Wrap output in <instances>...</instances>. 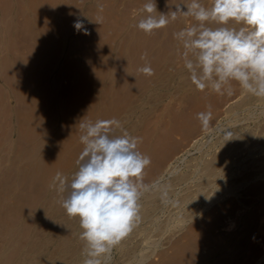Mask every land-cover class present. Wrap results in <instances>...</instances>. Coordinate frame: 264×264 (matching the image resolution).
Here are the masks:
<instances>
[{"label": "bare ground", "instance_id": "6f19581e", "mask_svg": "<svg viewBox=\"0 0 264 264\" xmlns=\"http://www.w3.org/2000/svg\"><path fill=\"white\" fill-rule=\"evenodd\" d=\"M0 4H4V2L1 3L0 0ZM6 5L3 6L6 10L0 8L6 11V13L5 11L1 13L0 10L1 17H5L4 19H6L8 12H11L9 8L7 10ZM10 17H7V19L12 20L13 16ZM8 23L10 22L7 21ZM0 25L2 26V24ZM6 26L8 27V25ZM6 26L3 25V28ZM237 27L239 26L237 25ZM17 30L15 31L17 32ZM3 36L10 39L12 36L15 37L13 28L0 30V55L4 50L1 45V40L4 39H2ZM5 40L8 42V39ZM10 42L13 43L12 40ZM10 42L6 45H10ZM8 49L6 50L8 51ZM180 49H182L181 46ZM146 52L153 55V50ZM178 55L179 58L182 56L180 53ZM153 61H155V58L149 57L130 60L129 65H135L133 69L127 65V70L132 69L128 74L113 76L114 78L111 81L114 83L111 87L104 85L107 83L106 79L99 78L100 85L95 83V87H97V84L98 86L104 85V88H101L102 91L101 89L98 92L93 88L86 89L89 84L87 85V82L84 84L86 87H83L88 91L85 94L86 96L83 95L84 97L77 95L79 97L78 102L75 109H73L76 112V115L73 114V118L76 117V119L74 123L68 120L69 117L67 119L68 122L74 125L76 123L77 130L75 132L77 131V133L75 135L77 134L78 145L77 142L74 145H77L78 149L72 148L76 155L74 154L75 157L70 155V158L74 157V160L69 158V163L60 164L63 165L62 167L55 164V158L54 155L52 156L51 151V153L48 151L50 154L48 159L47 156L44 157L43 155L42 157V153H38V150H34V152L29 150L27 167L24 165V169H21V167L18 169L16 165L17 156H15V142L17 141H15L14 123L9 120L10 116L8 117L9 121L5 122L4 120L3 123H0V264H82L84 242L79 239L81 232L79 220L78 218H70L66 214L60 202L62 194L51 188L50 185L57 172L68 177L69 181L71 180L72 174L77 170L76 160L84 148V144L80 141V136L83 133L79 124L99 120L101 118L99 115L102 113L100 108H106L100 103L104 102L107 105L105 100L108 101V104L110 103L108 106L111 105L110 111L108 106L107 110L104 108L105 112L108 113L109 111L111 114L113 111V113L109 117L107 115L110 114L105 115L106 113L104 114L103 110L101 116H107V120L108 117L119 120L122 128L118 132L127 131L132 136L142 138V142L138 144V150L151 158V164L144 170L141 180L143 185L147 186V189L143 192L141 199L140 227L136 228L137 233L132 235L135 230L132 231L129 240L119 246L122 252L121 262L123 264H129L130 262L142 264L150 254H153L155 248L160 246V243L163 247L171 242L169 248L172 252L168 249L170 253L165 254L166 257H162V254L165 253V247L162 248L163 250L159 249L161 253H158L161 256L158 253L156 254L157 251L155 252L157 259L161 257L156 263L193 264L196 261L194 264H264V98L246 93L238 84L233 82L231 95H228L227 92L217 95L218 104L223 105L220 109L222 111L216 109L220 111L218 113L210 110L212 116L208 128L205 129L202 127L201 122L196 119V111L200 109L202 112H207L209 108L199 107L202 105L200 102H198L200 105L196 106L195 101H199L200 98H195L196 95L194 96L191 92L193 97L190 94L191 97L188 96V98H191L192 102L190 103L186 99L184 101L187 104L190 103V105L194 103L193 106L197 109L192 107L193 111L190 109L192 112L196 109L194 113L188 111L192 114V117H184L194 118L193 116H195L193 124L184 120L183 124L180 122L184 117H181L179 111L184 110L186 107L182 109L178 107L179 111L174 110L178 111L177 113L181 117L178 116L181 120L177 121L178 118H174L175 113L173 110H169L172 108L171 105L169 106L171 108H166L167 112L173 113L170 116L175 119V122L177 121L182 125L177 123L175 125L173 120L172 123L175 127L171 124V121L163 124V119L167 117L166 120L169 121L168 117L170 118V116L165 113L163 108L162 110L158 108L157 102L172 97L177 104L178 102L179 104L184 103L178 93L182 92L181 88H184L181 80H185L184 77L187 72L182 59L180 62H176L182 63V65H178L180 67L177 73L169 76L162 77V75L157 74V76L152 77L153 75L148 76L138 71L146 64L152 67ZM165 63L167 64V62ZM174 64L173 66L177 65ZM8 65L10 64H7V67ZM134 67L138 69L135 70ZM13 73L11 69L9 73L2 75L1 78H3L5 87L6 85L8 87L15 85L17 80L13 77ZM177 77H179L180 82L177 83V87L175 86L176 89L173 87L174 91L178 90L176 93L171 91V85ZM186 80L187 85H189V82L192 83L190 79L187 78ZM107 81H109V78ZM108 85H110V82ZM191 88L193 89V87ZM12 91L14 89L11 90V93H14ZM200 92L196 93L201 94ZM201 96H204L203 92ZM122 97L124 99L123 106H120L121 104L117 105L118 101L123 102L121 101L123 100ZM232 97L235 99L233 100ZM102 98L105 100L102 101ZM117 98L120 99L117 101ZM208 98L205 97V99ZM210 100V102H213L212 99ZM213 100L215 101V98ZM203 101H205L204 98ZM203 101L201 100V102ZM160 103L164 106V103ZM172 103L175 102L172 101ZM215 103L217 104V101ZM258 110L259 112H257ZM153 113H155V116H153ZM4 114L6 115V113ZM70 115L72 116V113ZM240 115L243 117H239ZM146 118H150L151 121L148 120V123ZM243 120L245 123H242ZM67 121L65 123L68 124ZM225 121L228 122L230 127L223 128L222 122ZM160 122L164 129L159 128L161 127ZM71 123L68 124L69 127L72 126ZM168 124L169 126H167ZM65 126L62 129H65ZM222 128L228 129L233 135L226 137L221 134L220 137H215L216 133L220 132ZM66 129L64 131L70 132V128L69 130ZM174 130L179 131L180 136L181 131L186 134L191 132L192 135L188 140L183 135L187 142L184 140L186 143L183 142V148L173 155L177 142V139L173 138L178 134ZM170 132L176 133L173 138ZM64 135L63 138L66 139ZM60 137L62 138V134ZM179 140L182 143L183 139ZM38 154H41V156ZM164 200L167 201L168 206L172 207L173 211L165 209L162 203ZM166 212V217L163 218L162 216ZM220 228L226 229L227 234H222V232H219L220 235L219 233L218 235L215 234L214 229ZM173 229L176 230L173 231ZM168 232L170 235L167 237V241H161L166 239ZM175 233H178L177 239L173 240L171 237H175ZM137 235L140 238L133 240ZM154 236H157V238L151 241ZM201 249H204L205 252H201ZM147 250H150L148 255L144 253Z\"/></svg>", "mask_w": 264, "mask_h": 264}, {"label": "rangeland", "instance_id": "374dc122", "mask_svg": "<svg viewBox=\"0 0 264 264\" xmlns=\"http://www.w3.org/2000/svg\"><path fill=\"white\" fill-rule=\"evenodd\" d=\"M3 2L4 4H0V8L4 9L5 7L3 6L7 4L6 5L7 10L9 8L11 10L10 13H12L10 14L8 12V15H10L11 17L13 16V17L11 18L8 15L6 16V19L7 17L8 18L10 17L12 19V20L7 19V21L10 22L7 24V21L5 22L6 19H4L5 17L3 16L1 17V13L3 10L0 9L1 10L0 19L2 18L3 20V23H2V20H0L1 21L0 24H2V26L0 25L1 27L0 30L1 29L4 30L6 28L7 29L13 28V35L15 37L13 36L12 37L15 38L16 40L13 39L12 37L11 39L6 38L5 36L2 37V39L4 38L3 39L4 43L1 40L2 42L1 45L4 50L2 51L0 55V58H1L0 59V70L1 71L3 69L5 70L2 71V73L0 74L1 75L0 76V90H1L0 92V102H1L0 103V111H1L0 112V123H3L4 120L5 122L10 120L12 121V123H14L15 134H16L15 141H17L15 142V146H16L15 156H17L16 165L18 169L20 167L21 169H24V165L27 167V164L29 161L27 155L29 156L30 152L32 151L34 152V150H38V153L39 152L42 153V157L44 155V157L47 156L48 159L50 156L49 152L51 151L52 156L54 155V158H55V164L58 166L62 167L63 165L69 163L71 159L70 155L71 156L74 154L76 155V152L74 153L73 149L75 150L78 149V146H77L78 140L76 139L77 134L75 135V133H77V131L75 132V130H77V126H75L76 123L75 125L72 124L74 123L76 119V117L75 119L73 118L74 115H76V112H74L75 110L73 109H75V106L78 102V98L83 95L86 96L85 94H87L88 90L87 91L85 90L86 86L84 84L87 82V85L88 84L89 85L86 87V89L93 88L94 90H96V92L100 91L101 88H104V85L111 87L112 83H114L113 81H111L114 78L113 76H116V75L121 76L124 74H128L133 69V66H135V65H132V66L129 65L130 60H140L142 57L155 58V61H153V64H152V69L155 70V72L153 76L151 75L152 77L157 76V74L160 76L162 75L163 77V76H169L174 73H177V70L180 67L178 65L180 64L182 65V63L179 64L176 62L177 61L180 62L181 59L184 62V58H182L184 49H183L182 43L179 42L177 39L175 40L173 34L177 31H180L182 28L186 26H190L191 24L196 23V21L191 17L180 16L176 21H172L169 23L167 27L162 28L163 30L159 29V31L157 30L151 35H146L145 33L140 31L136 27V24L141 18L140 10L142 9V6L144 5V3L147 2V0H13L12 1L13 3L11 2V0L10 1L7 0V2L6 0L4 1L1 0V3ZM10 2L13 4V6ZM200 2L203 3L207 7H210L211 5L210 3L211 0H200ZM180 3L188 4V3H191V0H156L157 11L160 13L167 14L170 11H174L175 5L180 4ZM9 4L11 5V7H9L10 6ZM101 5H102V10L100 7ZM184 10H186V8ZM158 12L154 13V15H159ZM13 18H14V21H13ZM77 21L82 22V25H83V27L79 30H77L74 27ZM3 25L4 26L8 25V27L6 26L5 28H3ZM9 25H12V26H9ZM14 29L15 30L18 29L17 32ZM5 39H8V42H10V40L13 41V43L12 42L9 43L10 45L14 46V47L11 46L12 49L10 45H6L8 44V42H6ZM177 42H179L180 45ZM180 46L183 50L180 49ZM6 47L12 51H10L9 49L7 51ZM22 48L23 49L25 48V49L23 50ZM13 50H14V53L12 54ZM150 50H153V53H152L153 55H149V53L146 52ZM178 51L180 55H182L180 56L181 59L179 58V55H178L179 53L177 54ZM24 52L26 53V55ZM145 53L147 54L146 56H144ZM1 56L4 57L5 59L2 58ZM6 56L8 57V59ZM13 57H14V60H13ZM9 59H10V62H9ZM156 60L161 61V62H157ZM154 62H157V63H154ZM165 62H167V64ZM3 63L6 64V67H5V64ZM160 63L161 65H159ZM174 63L177 65H175ZM7 64L12 65V67H10V65H8L7 67ZM173 64L175 66H173ZM3 65L5 68L3 67ZM127 65L131 66L132 69L127 70L128 69ZM137 67L139 68V66ZM137 67H134V69L136 70ZM174 68H177V69H174ZM11 69L14 72L13 77H15V80H17L15 82V85L13 86L15 88L11 86L8 87L7 85L5 87L3 78H1L4 75H6L7 72L9 73ZM156 69L158 70L160 69L159 70L160 73L159 72L156 73L158 71ZM3 72H6V73H3ZM101 77L106 79L107 83L104 84L103 86H98V84L100 83L98 80ZM186 77L188 78V74L185 75L184 77L185 80H181V83H183L184 88H181L182 92L180 91L178 93V95H180V97L183 99L184 103H180L181 104L180 106L179 102L177 104L176 101L172 97L170 98L168 97L166 98L167 100L162 99L160 101L164 103V106H162L160 102H157L159 109L162 110L163 108L166 114H169V116L170 115L172 116L173 113L171 112L168 113L166 109V108H171L169 107L171 105L172 108L169 110H173V112L175 113L174 118H178L180 114H181V117H184V116L192 117L191 113H194L197 107L193 106L194 103L190 105L192 100L191 98H188V96L191 94L193 97V94H194V96L196 95L195 98L198 97L202 101L204 98L205 100L203 102H201L200 99L199 101H195L196 106L200 105L198 103L200 102L202 103V105L199 106L201 108L208 109L210 105L212 107H210L211 109L209 110H212L214 112L217 111L218 113L222 111L220 109H222L223 105L220 106L219 105L220 103L218 104L219 99L216 98L217 95H219V93L211 91L210 88L205 89L202 91L204 96L206 95L205 97L208 98V95L211 93H212L211 95H213V96L209 95V98L205 99L204 96H201L202 92L197 90L195 85H191L192 83L190 82H189V85H187L188 83L187 84L185 83L187 81ZM108 78H109V81H107ZM178 79L179 77H177V79H175V81H173V84L171 85L172 92H176V93L178 92V90L174 91L173 89V87L174 88L175 86L177 87L178 85L177 83L180 82V79L179 80ZM109 82H110V85H108ZM95 83H98L97 87H95L96 86ZM183 85H180V86H183ZM191 87H193V89ZM13 89L14 91L12 92L14 93H11V90ZM102 90L103 89H101V91ZM195 91L197 93L199 91L201 94H197ZM77 95L79 97H77ZM6 97H7V102H6ZM214 98H215V101L213 100ZM118 99L120 98H117V101ZM121 99H123V97ZM169 99H171V101H169ZM184 99L189 100L190 103L188 102L189 104H187V102L184 101ZM210 99H212L213 102H210L211 101ZM103 100L105 99L102 98V101ZM105 101L107 105H105L104 102L100 103V105L106 106V108L105 107L104 108L107 110V106L110 103L108 104V101L107 100ZM121 101L123 102L118 101L119 103L117 105L121 104L120 106H123L124 99ZM172 101L175 103L173 104ZM216 101H217V104L215 103ZM212 103L216 105L214 106V104ZM108 107L110 111L111 105ZM178 107L179 109L186 107L184 109L186 113L184 112L183 109L182 111L181 110L179 111ZM192 107L196 108L194 112H192L193 111ZM104 108L103 107L100 108L102 113H103ZM175 109H177L180 114L177 113L178 111H174ZM216 109H219L220 111ZM106 110H104V114L105 113H106L105 115L110 114L109 111L108 113L105 112ZM189 110L191 113L188 112ZM199 112H202V111L200 109L199 110L197 109L196 113H199ZM257 112H259V110ZM4 113H6V115ZM71 113H72V116L70 115ZM102 113L99 115L101 117L99 118V120H105V119L107 120V116L111 117V114L113 113V111L111 112L110 115H107L106 117H103L104 115L101 116ZM153 114H154L153 116H155V113ZM4 115H5V118H4ZM171 116H170L171 120L168 117L169 121L166 120L167 117H165L166 119H163L162 121L163 124H166L165 122L170 123V121H171V124H173L172 120L174 121L175 119L172 118ZM8 117H9V120H8ZM109 117H108V120L110 119ZM191 117H187V118L184 117V119L182 118V120L178 118L176 120L178 121L180 119L181 120L180 122L182 124L184 123V121H188L190 124H193V120L197 117V115L196 117L193 116L194 118H191ZM239 117H243V116L240 115ZM67 119L69 121H72V123L68 122ZM146 119H147L146 121L150 120V118H146ZM185 119H188V120H185ZM65 121H67L68 124L71 123L72 126L70 125L69 127V125L65 123ZM177 121L176 122L174 121L175 122L174 124L180 125L181 123H177ZM63 123L64 125H62ZM222 123H223V128L230 127L228 125V122L225 121ZM242 123H245V121L243 120ZM64 126L68 130L70 128V132L64 131L66 129V128L62 129ZM160 126L161 127L159 128L162 129L163 125L161 124ZM167 126H169V124ZM223 128L221 130H223ZM221 130L220 132L216 133L215 137L221 136ZM65 132L67 134L69 132V134L71 133V135L69 134L64 135L66 134ZM182 132L183 131H181V136L179 134V131L178 132L176 131V133H178L179 135L178 134L175 135L176 133L170 132L173 135L171 137L173 138L175 135L173 139H177L176 147H175L176 150H174L175 152L173 153V155L179 152L183 148L184 146L183 142L184 140L186 141L183 135L186 136L187 140L192 135L191 132L189 133L190 136L188 133L186 134ZM60 133L62 134V138L60 137L61 136ZM63 135L66 136V139L63 138ZM68 136L70 137L73 136V137L70 138ZM179 139H183L182 143L180 142ZM67 142L69 143L67 144ZM186 142H184V144ZM75 143L77 145H74ZM23 144H24V148H23ZM37 146H38V149H37ZM39 149H42V150L39 151ZM44 151H46L47 153L46 152L44 153ZM57 153L58 154L60 153V154L55 155ZM38 155L41 156V154H38ZM74 157H72L71 160H74ZM60 164H63V165H60ZM166 202L167 201L165 200L162 202L163 205L165 206V209L166 210L171 209L173 211L172 207L168 206ZM166 214L167 212L162 217L165 218ZM139 227L140 225L138 224L136 228L138 229ZM136 228L134 229L135 231L133 230L134 232L132 233V235L137 233ZM174 230L176 229H173V231ZM214 231H215V234L217 235L219 232L220 233L222 232V234L224 233L227 234V230L224 228L214 229ZM167 234L165 237L166 239L165 240L162 239L161 241H167V237H169L170 233L168 232ZM174 235L175 237L174 236L171 237V239L173 240H175L178 233H175ZM131 236L126 237L121 243L124 244V242H127ZM197 237L199 238V236ZM138 238H140L139 235H137L133 240H138ZM154 238L156 239L157 236H154L153 238H151V241ZM121 243L117 247L114 248L112 252V259H111L110 264H123L121 262L122 261L121 247H119L122 245ZM170 243L163 247L161 246V243H160V246H157L153 254H150L149 257H147L148 259L146 258L147 260H145L142 264H145V263L155 264L158 261V259L161 258L159 257L157 259L156 254L158 252L161 253L160 251L163 250L162 248L165 247V253L162 254V257L165 256V254L167 255L169 250L171 251V248H169ZM159 249L161 250L159 251ZM201 250H202L201 252L203 253L205 252L204 249H201ZM149 252L150 250H147L144 253L148 255ZM129 264H134V263L130 262Z\"/></svg>", "mask_w": 264, "mask_h": 264}, {"label": "clouds", "instance_id": "9594fccd", "mask_svg": "<svg viewBox=\"0 0 264 264\" xmlns=\"http://www.w3.org/2000/svg\"><path fill=\"white\" fill-rule=\"evenodd\" d=\"M140 11L136 27L146 35L180 16L196 21L173 35L182 43L184 67L197 90L231 95L235 82L246 93L264 98V0H211L210 7L191 0L176 4L167 14L157 11L156 0H147ZM74 27L81 29L82 22ZM138 71L154 74L148 64ZM211 116L210 110L197 113L203 128H208ZM79 127L84 148L77 170L70 181L57 172L50 187L62 194L66 214L79 220L82 264H110L114 248L141 221L147 189L141 180L151 158L138 150L142 138L118 132L122 126L115 118L81 122ZM221 134L233 135L228 129Z\"/></svg>", "mask_w": 264, "mask_h": 264}]
</instances>
